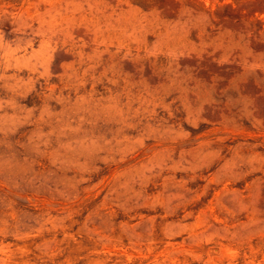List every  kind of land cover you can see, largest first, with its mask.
Returning <instances> with one entry per match:
<instances>
[{
    "label": "rangeland",
    "instance_id": "rangeland-1",
    "mask_svg": "<svg viewBox=\"0 0 264 264\" xmlns=\"http://www.w3.org/2000/svg\"><path fill=\"white\" fill-rule=\"evenodd\" d=\"M0 264H264V0H0Z\"/></svg>",
    "mask_w": 264,
    "mask_h": 264
}]
</instances>
